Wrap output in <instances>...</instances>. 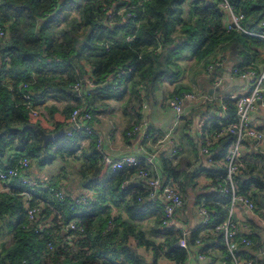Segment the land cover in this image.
<instances>
[{"label": "trees", "instance_id": "16d2710c", "mask_svg": "<svg viewBox=\"0 0 264 264\" xmlns=\"http://www.w3.org/2000/svg\"><path fill=\"white\" fill-rule=\"evenodd\" d=\"M228 1L234 10L243 14L242 26L246 30L264 33V27L259 26L264 17V0ZM136 2L0 0V29L5 31V36L0 37V166L12 167L24 156L29 160L28 170L33 167L41 171L56 159L78 158L77 154L83 151L81 143L89 140L87 162L79 170V185L83 191L92 193L87 204L74 205L75 195L56 179L43 181L35 177L46 185L36 190L13 180L9 184L11 192L0 194V264H157L159 253L174 264L184 263L187 254L180 243L182 233L162 224L161 202L149 200L142 184L129 182L122 187L137 167L107 169L96 150L94 137L85 132L58 134L43 142L36 131L54 134L68 127L71 111L77 107L90 113L91 124L96 100L120 99L128 89L133 92L131 87L136 90L142 86L149 97L163 78L179 79L178 62L183 57L190 56L206 67L217 59L219 51L235 50L238 46L237 65L253 66L258 48L264 45L258 37L225 31L227 17L218 7L220 0H147L142 7L126 10L133 14L131 17L125 13L123 19L111 16L122 6ZM127 35L134 37L129 43L125 41ZM84 65L88 66V73ZM123 65L131 66L132 71L116 85L105 82ZM85 80L91 81L93 88ZM23 83L29 84L30 107L23 99ZM75 84L80 85L78 92L73 88ZM182 90L178 88L172 96L180 95ZM51 94L66 103L60 108L47 104ZM224 102L228 121H233V101L225 99ZM218 112L215 103L197 105L182 115L181 120H186L188 130L193 117L201 119L209 115L214 121L208 128L212 132L218 127L215 123ZM184 136L197 157L196 136ZM231 141L226 136L214 143L210 147L213 163L200 160L191 170L178 168L169 158L160 160V179L163 183L176 182L181 194L188 187L194 189L200 176L210 179L207 187L211 189H199L194 196V203L204 206L209 220L206 225L189 231V244L199 242L198 234L202 230L213 232L222 242L221 234L213 229L226 218L230 196L218 190L223 186L220 178L225 174L219 161ZM8 152L13 154L2 161ZM142 162L141 167L154 172ZM28 170L27 175L31 177ZM235 181L238 194L248 197L256 209L254 195L249 196L247 192L251 188L261 190L262 178L244 166ZM58 189L66 194L63 202L54 196ZM23 194L30 196L31 207H40L39 224H47L38 232H34L35 224L29 225L27 221ZM147 217L154 218L150 235L162 237L157 244L141 229ZM70 222L76 226L73 231L65 229ZM69 235L72 240L66 241ZM141 251L150 252L152 261L148 262Z\"/></svg>", "mask_w": 264, "mask_h": 264}, {"label": "built area", "instance_id": "2783aa9c", "mask_svg": "<svg viewBox=\"0 0 264 264\" xmlns=\"http://www.w3.org/2000/svg\"><path fill=\"white\" fill-rule=\"evenodd\" d=\"M147 0H137L134 5H124L119 8L116 12L111 13L114 17L120 16L122 19L123 13L126 17L133 16L132 13H127V9H134L135 7H142V5ZM218 7L225 13L227 21L225 22V31L227 33L235 30L239 33H244L253 37H258L264 41V33L262 32H252L246 30L242 26V21L244 16L242 13L234 10L230 5L228 0H220ZM112 10H108V13ZM260 27H264V17L259 23ZM5 36V31L0 29V37ZM133 36L127 35L125 37L126 42H131ZM224 66V59L217 58L206 65L205 71L208 74H212L214 71L221 69ZM132 71V67L128 65H123V67H118L116 71L110 74L105 82L116 85L120 79H122L127 73ZM231 74L245 83V92L229 96H220L218 98H212L211 95L198 94L196 92H182L180 95H175L167 98L165 101V107L173 114V121L168 133L162 137L157 138L151 143L153 147L168 142L173 145V151L179 149V146L174 143L172 138V129L178 125L181 120L182 114L187 103L191 105H203L207 102L215 100L217 107L219 108V113L217 114V121L215 122L218 127L210 132L208 130L209 126L214 122L211 116H204L199 119L196 123V144L198 147V155L204 157L208 164H212L213 161L210 158V147L222 139L223 137L230 136L232 138L231 143L227 147V150L223 158L219 161V164L223 165L225 168V174L222 178L223 186H219V192L223 194H229L230 201L227 207V216L219 225H217L213 231L219 232L222 236V244L225 249L223 264H255L254 259L241 257L239 250L240 247H249L252 242L247 237L243 236L240 227L233 221L232 212L235 203L243 204L249 211L254 210L253 202L243 195L238 194L237 186L235 181V176L244 168V163L241 160V147L244 141H253L255 143L264 145V132L259 130L257 127L250 122V113L258 105L264 107V64L261 67L250 66H240L234 65L231 68ZM213 86L219 87L222 84L221 76H214ZM88 87H92L93 84L89 80H85ZM28 83L21 84L24 90L23 99L26 101L25 105L27 107L31 106V93L28 91ZM80 85L75 84L74 90L78 92ZM229 99L233 101L235 107V119L233 121H228L227 105L224 100ZM35 116L36 113H33ZM91 115L90 113L83 110V108L77 107L71 111L70 114V124L72 128L70 131L65 132V135H71L72 132H85L92 135L95 139L96 150L101 154L102 164L109 170L115 171L127 167H137V171L131 178L122 183V187H126L129 182L142 184V187L147 192V198L149 200H154L157 197L161 199L162 205V224L164 226H170L174 223V213L177 209L184 206V199L177 187L176 182L173 180H168L163 183L159 175L154 170L153 173L148 171L145 167H141L142 163L152 165V157H138L134 155H123L119 158H112L102 152L101 145L102 140L96 131H94L90 125ZM145 131L144 125L142 123L134 124L132 128L126 132V136L135 135L137 133L143 134ZM150 142V141H148ZM264 151V150H263ZM264 153V152H263ZM29 167V160L22 156L16 161V164L9 168H4L0 166V193L7 189V186L16 180L22 186L27 187L30 190L42 189L46 185L41 181L29 177L27 175V170ZM91 191H82L81 193L72 197V203L74 205H85L91 199ZM54 196L59 202H63L66 198V194L60 189L54 191ZM30 196L26 194V217L29 225L35 224L34 232H38L40 228L47 226L45 222L39 224V208L37 206L31 207L29 205ZM197 215L199 217V225H206L209 220V215L203 205H198ZM66 230L73 231L76 226L73 222H70L66 227ZM187 235L186 232L182 233L181 245H184V237ZM66 241L72 240V235L66 236ZM198 243V241H196ZM201 259V257L199 256Z\"/></svg>", "mask_w": 264, "mask_h": 264}, {"label": "crops", "instance_id": "0c3cea01", "mask_svg": "<svg viewBox=\"0 0 264 264\" xmlns=\"http://www.w3.org/2000/svg\"><path fill=\"white\" fill-rule=\"evenodd\" d=\"M240 49L238 46H235V50H229L225 53L226 56H230L228 60L224 59V66L217 71H214L213 74L215 76H221L223 81L219 87L213 86L214 78L210 80L208 74H203L202 82L204 83V90L198 92L192 89H186L183 92H196L200 95H211L212 98H218L220 96H229L244 93L245 83L239 78L233 76L231 74V68L234 65H237L240 61L239 53ZM259 54L254 60L253 66L258 68L264 64V45L258 48ZM84 70L86 73L89 72V68L87 65H84ZM214 77V76H213ZM167 79V78H164ZM163 80V79H162ZM161 80V82H162ZM170 82L171 80L168 79ZM172 85L175 91L178 88L176 87V82L172 81ZM160 84V83H159ZM171 85V86H172ZM159 87V85H158ZM157 87V89H158ZM176 87V88H175ZM264 87V86H263ZM89 88H93L89 87ZM130 89L127 90L126 94L120 99H98L94 102V118L91 122V127L94 131L98 133L101 137L102 152L112 158H119L123 155H134L138 157H152V165H149L156 173L159 175L160 170V160L161 158H169L172 159L173 165H178L180 169H193L200 164V160L205 161L204 157L198 155L197 149V157L195 154L191 152L186 147L184 148L179 141L175 138L174 129L176 127L181 126L182 121L180 120L178 125H176L172 129V138L174 143L179 146V149L174 152L173 145L168 142L161 143L155 147L151 145L154 140L159 137H162L171 128L173 121V114L167 110L165 104L159 108L156 107V113L154 114V119L151 122V125L148 126L144 123L145 115L142 107H134L129 101L128 93ZM141 90H138L140 93ZM210 91V92H209ZM131 92V91H130ZM47 104H55L57 107H62L66 101L59 100L58 95L51 94L47 100ZM208 103H217L215 100H212ZM197 107V105H191L190 103L186 104L185 110H193V108ZM188 111V112H189ZM219 113V112H218ZM215 115V114H213ZM217 116V115H216ZM198 117L192 118L191 128L185 131V134H189L190 136H196V123L198 121ZM149 122V121H147ZM250 122L252 125L257 127L259 130L264 132V107L258 105L255 109H253L250 113ZM135 123H142L144 125L145 131L143 134H135L127 137L124 133L125 130L132 127ZM149 124V123H148ZM148 131V132H147ZM150 141V142H148ZM89 140H85L81 143L83 151L77 154L76 162H78V167L81 168L87 161L85 159V153L87 152ZM264 145L255 143L253 141H245L241 147V160L244 163L245 167L251 168L252 174H256L262 178L264 185V161L262 160L264 156ZM12 152L6 153L1 160L4 161L12 155ZM57 160V159H56ZM56 160L54 162H56ZM60 164L59 169L56 170L55 174L51 173V175H47L43 170L48 166H45L41 171L30 167L28 173L31 177L39 178L40 180L46 181L50 179H56L58 184L63 185L66 189H70L68 187V183H70L69 176L71 175L70 171H68L65 167V164L68 163L70 159H58ZM203 163V162H202ZM80 170V169H79ZM79 173V172H78ZM68 176V177H67ZM80 177V174H79ZM201 182L205 183V189H211L207 186L210 184V179L200 176L198 178ZM197 179V181H198ZM76 187L72 186V195H77L81 193L83 190L80 188V178L75 182ZM68 184V185H67ZM74 185V183H71ZM204 189V188H203ZM191 190V197L194 199L195 193L192 188L188 187L186 192ZM11 186L8 185L7 189L0 194L10 193ZM249 196L254 195V200L256 201V209L253 211H249L246 207L241 203H235L232 219L233 221L240 227V231L242 235H247L251 239V246L249 247H240L239 253L241 257H247L254 259L255 264H264V186L260 189L251 188L248 192ZM24 195V200H26V194ZM182 195V194H181ZM161 202L160 197L155 198ZM189 199V198H188ZM197 205L194 203L193 206H187L186 203L180 209H177L174 213V223L168 227H173L175 230L181 231V233L186 232L187 235L184 237V245L186 249V259L183 264H223L225 250L221 241L217 240V235L211 231L202 230L198 234L199 242L189 244L188 236L189 231L198 227L199 225V217L197 215ZM115 211V210H114ZM116 213V211H115ZM153 217H147L145 220L146 223H150L149 229L153 226ZM142 226V223H141ZM143 229V226L141 227ZM155 236V235H154ZM160 236V235H159ZM161 237V236H160ZM156 242L155 240H153ZM162 241L161 240L159 242ZM158 242V243H159ZM142 252V251H141ZM145 256V259L149 262L152 261V254L150 252H142ZM201 257V259L199 258ZM157 264H174L172 261L167 260L163 257L161 253H159L156 257Z\"/></svg>", "mask_w": 264, "mask_h": 264}, {"label": "rangeland", "instance_id": "374dc122", "mask_svg": "<svg viewBox=\"0 0 264 264\" xmlns=\"http://www.w3.org/2000/svg\"><path fill=\"white\" fill-rule=\"evenodd\" d=\"M74 15L76 16V13H74ZM229 50L230 48H226L224 51H219L218 54L215 56V58H221V59L228 60L230 56H226L225 53L228 52ZM178 65H179L180 75H179V79L175 81L176 87H182L184 88V91H186L187 88L189 90L192 89L198 92L204 90L205 85L202 82L203 80L202 77H203V74H208L205 71V66H203L201 63L197 64L195 60L190 56L181 58L178 62ZM208 76L211 80L213 79V76L215 75L212 73V74H208ZM172 83H173L172 81L170 82L168 79L163 78L162 82L159 84L158 89L154 92V94L150 95L149 97L145 95V89H143L142 86H137L136 90L133 87H131V90L133 92L129 91L128 93L129 101L127 102H131V104L134 105V107H140V108L142 107V109L144 110V115H145L144 123L146 125L148 126L151 125L150 121L154 119V114L156 113V110H155L156 107L158 106L159 108L162 107L163 103H165L167 98L173 95L174 91L172 92V90L174 89V87ZM138 90H141L140 93H138ZM185 111L186 112L184 115H186L189 110L188 111L185 110ZM181 121H182L181 126L179 125V127H176L173 133L176 134L175 138L177 139V141H179L184 148L186 147L187 149L190 150L191 147L187 145V141L185 140V136H184L186 135L185 131L187 130L188 126L185 124L186 122L185 119L184 120L182 119ZM59 165L61 164L59 160L57 159L56 162H53L50 166H48L43 171L47 175H51V173L55 174L56 170L59 169ZM65 167L71 173V175L69 176L70 183H68L69 185L68 184L67 185L70 188V191H72V186L76 187L75 182L78 180V178H80L79 173H78L80 168L78 167V162L72 159H70L68 163L65 164ZM71 183H74V185H72ZM204 187H205V183L201 182L198 179L197 185L194 186L193 191L194 193H196L198 192L199 189H202ZM188 191H191V190H188ZM191 193L192 191L187 192V193H182L184 204L186 203L187 206L194 205V199L191 197L192 196ZM142 226H143V230L146 232V236L152 240H155L156 244L161 240V237L158 235L157 236H154L153 234L150 235V230H149L150 223H146L145 221H143ZM8 240L9 238L5 240L6 243L9 242Z\"/></svg>", "mask_w": 264, "mask_h": 264}, {"label": "water", "instance_id": "95a60500", "mask_svg": "<svg viewBox=\"0 0 264 264\" xmlns=\"http://www.w3.org/2000/svg\"><path fill=\"white\" fill-rule=\"evenodd\" d=\"M71 129L72 128L70 126H68V127L63 128V129H60L58 132H56L54 134L43 133L39 129H36V131L39 133L42 141L43 142H46V141L52 140L56 135H58V134H64L65 132L70 131Z\"/></svg>", "mask_w": 264, "mask_h": 264}]
</instances>
